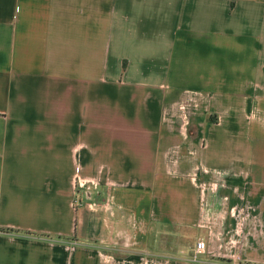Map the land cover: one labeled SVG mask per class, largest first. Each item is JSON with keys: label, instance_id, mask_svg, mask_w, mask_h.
Here are the masks:
<instances>
[{"label": "crops", "instance_id": "crops-1", "mask_svg": "<svg viewBox=\"0 0 264 264\" xmlns=\"http://www.w3.org/2000/svg\"><path fill=\"white\" fill-rule=\"evenodd\" d=\"M0 227V264H264V0H0Z\"/></svg>", "mask_w": 264, "mask_h": 264}, {"label": "built area", "instance_id": "built-area-1", "mask_svg": "<svg viewBox=\"0 0 264 264\" xmlns=\"http://www.w3.org/2000/svg\"><path fill=\"white\" fill-rule=\"evenodd\" d=\"M87 184V181L83 178H76V186H85ZM88 185H86L87 187ZM89 188V186H88ZM87 188V189H88ZM75 202L79 201V199H74ZM205 248V241L203 239H198L195 243V246L193 247L191 259L197 260L198 256L200 255L201 252H203Z\"/></svg>", "mask_w": 264, "mask_h": 264}, {"label": "rangeland", "instance_id": "rangeland-1", "mask_svg": "<svg viewBox=\"0 0 264 264\" xmlns=\"http://www.w3.org/2000/svg\"><path fill=\"white\" fill-rule=\"evenodd\" d=\"M189 237H191L192 238V233H190L189 232ZM192 251H193V247H191V248H189L188 249V247H181V249H180V255H182V256H188L189 255V257H191V255H192Z\"/></svg>", "mask_w": 264, "mask_h": 264}, {"label": "trees", "instance_id": "trees-1", "mask_svg": "<svg viewBox=\"0 0 264 264\" xmlns=\"http://www.w3.org/2000/svg\"><path fill=\"white\" fill-rule=\"evenodd\" d=\"M0 230H4V231H10V228H5V227H0Z\"/></svg>", "mask_w": 264, "mask_h": 264}]
</instances>
